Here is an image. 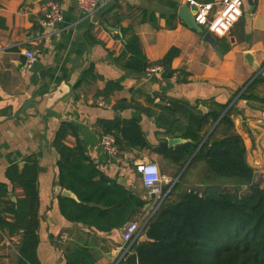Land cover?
<instances>
[{
  "label": "crops",
  "instance_id": "0c3cea01",
  "mask_svg": "<svg viewBox=\"0 0 264 264\" xmlns=\"http://www.w3.org/2000/svg\"><path fill=\"white\" fill-rule=\"evenodd\" d=\"M50 1L60 4L64 16L54 30L42 25L41 10ZM170 1L180 7L187 5L186 0ZM117 2L119 6L113 9ZM100 3L107 19L104 22L116 28L115 32L109 31L100 18L101 24H97L94 18L84 14L76 0H0V18L6 25L0 26V182L9 185L12 200L22 198V190L7 180L6 170L12 165L22 169L27 157H37L41 264H66V253L73 254L82 248L94 254L96 264H116L134 243L124 242L123 228L106 233L63 216L58 198L65 195L58 183V156L52 143L64 121L72 122L78 130V139L70 137L67 144L74 147L79 140L106 175L117 179L146 203L134 220L141 226L135 241L145 240L143 220L153 214L159 200L151 199L136 172V164L155 162L161 170L165 162L150 150L120 151L117 147V155L109 154L101 146V139L106 135L97 123L99 120H136L151 144L160 145L163 137H159L160 142L156 138L154 117L134 109L116 111L114 105L118 101H135L145 108L158 110L155 105L161 101L153 102V96L163 92L168 99L191 104L199 100L208 110H213L216 103H230V108L234 106L232 118L236 132L246 146L247 162L255 170V182L264 189V101L241 98L257 74L264 77V0H254V8L245 0L243 17L227 36L216 38L222 56L204 42L202 34L179 19V9L175 11L164 0H100ZM144 12L156 15L159 28L142 22ZM174 13L177 18L173 23L167 17ZM162 14L167 17H160ZM168 23L175 27L168 28ZM91 28V35L87 36ZM121 28H132L139 36L149 62H157L171 48H178L180 55L172 66L188 74L187 83L178 80L182 75L164 80L160 72L149 77L147 73L122 68L116 57L124 43L115 37L120 35ZM25 51L35 53L36 60L31 65L23 54ZM246 54L253 56L259 71L248 64ZM90 66H94L93 75L84 79ZM109 81L119 82L124 89L109 100L96 98L97 91L103 90ZM251 93L264 99V82ZM206 170V165L198 162L189 173V184L205 187ZM211 180L226 186L224 179ZM66 197L77 200L74 195ZM19 240L20 236L11 239L0 231V264H15Z\"/></svg>",
  "mask_w": 264,
  "mask_h": 264
},
{
  "label": "trees",
  "instance_id": "16d2710c",
  "mask_svg": "<svg viewBox=\"0 0 264 264\" xmlns=\"http://www.w3.org/2000/svg\"><path fill=\"white\" fill-rule=\"evenodd\" d=\"M165 4L177 11L179 5L170 0ZM118 2L113 7H118ZM160 17L166 18L165 14ZM105 19L103 11L98 19ZM176 21L177 13L167 17ZM143 23L150 22L159 28L155 14L144 12ZM0 26L5 20L0 18ZM117 26V25H116ZM168 23V28H174ZM92 28L87 33L91 35ZM206 32V31H205ZM124 48L116 62L122 68L138 74L160 67L164 80L178 79L187 83L188 74L173 68V61L180 55L178 48H171L157 62H149L145 56L140 38L132 28H121L120 35ZM94 66L84 74L93 75ZM97 79V77H94ZM264 77L260 75L241 96L247 101H264L251 91ZM124 89L122 84L109 81L96 98L109 100L116 92ZM160 99L156 109L145 108L135 101L121 100L114 110L134 109L154 117L156 138L163 142L171 138H182L187 143L173 148L151 144L140 123L136 120H99L97 125L104 135H111L116 146L122 151L137 149L150 150L162 157L170 166L181 171L199 149L190 167L203 162L207 167V183L200 191L189 190L176 195L177 183L163 186L164 201L142 231L140 238L131 245L129 252L119 264H264V189L255 182V170L246 158L243 138L236 132L232 118L234 106L215 104L205 114L199 106L168 99L163 92L155 93L153 102ZM163 103V104H162ZM214 129L208 136V129ZM70 137L78 139L77 127L64 121L58 128L52 146L58 160V183L63 190L70 191L77 200L59 196L63 216L72 222L110 233L124 228L141 214L146 203L117 179L106 175L91 159L78 140L76 146L67 144ZM119 153V151H118ZM39 161L35 155L25 159L22 169L12 165L6 170V178L14 188H20L23 196L12 200L9 185L0 182V231L7 238L20 236L15 249L18 253L15 264H41L38 258L40 243V190L38 185ZM224 179L226 186L215 184L211 179ZM210 180V181H209ZM13 188V190H14ZM170 190V191H169ZM145 218L143 222L145 223ZM97 258L87 248L66 253V264H96Z\"/></svg>",
  "mask_w": 264,
  "mask_h": 264
},
{
  "label": "built area",
  "instance_id": "2783aa9c",
  "mask_svg": "<svg viewBox=\"0 0 264 264\" xmlns=\"http://www.w3.org/2000/svg\"><path fill=\"white\" fill-rule=\"evenodd\" d=\"M80 10L87 16L94 18L95 23L99 24V14L102 12L100 0H76ZM186 4L190 8H194L193 12L195 23L204 31L211 33L215 38H223L229 34L233 26L239 22L244 15L245 0H221L220 2H199L197 0H186ZM42 25L47 30H54V28L63 21L64 16L60 4L56 1H50L45 4L41 10ZM101 24V23H100ZM24 56L31 65L35 60V53L32 51H25ZM160 67H154L147 70L149 77L154 76L160 72ZM102 148L111 155L118 154V148L115 139L112 136L106 135L101 139ZM155 164L158 166L162 179L155 183L151 188L145 184L144 168ZM136 172L139 174L142 183L150 194H155L157 200L163 199V186L166 181L161 173L160 167L155 162H139L136 164ZM141 231V226L137 222L128 223L122 230V239L127 244L135 241L136 236Z\"/></svg>",
  "mask_w": 264,
  "mask_h": 264
},
{
  "label": "water",
  "instance_id": "95a60500",
  "mask_svg": "<svg viewBox=\"0 0 264 264\" xmlns=\"http://www.w3.org/2000/svg\"><path fill=\"white\" fill-rule=\"evenodd\" d=\"M248 4L250 5L251 8H254V0H247ZM195 11L194 8H190L187 5L186 6H182L179 8L178 10V17L179 19L190 29L195 30L196 32H198L199 34H202L204 37V42L208 45H210L220 56H222V52L220 50V47L218 45V42L216 40V38L209 32H205L200 26H198L195 23L194 20V16H193V12ZM100 22L111 32H115L117 29L114 27L109 26L107 23L104 22L103 19H100ZM246 60L248 62V64L253 67L255 70L259 71L258 66L255 64V61L253 59V56L251 54H246ZM258 76V74L250 81V84L254 81V79ZM249 84V85H250ZM230 107L224 112L223 115H225L228 111H229ZM200 110L203 113H207L208 109L204 108L203 106L200 107ZM215 126H213V128L211 129L210 133L208 134V136L212 133L213 129ZM207 136V137H208ZM207 139V138H206ZM188 140H184L182 138H171L168 139L167 142H161L160 146L161 147H169V148H173L179 144H184L187 143ZM200 149V148H199ZM199 149L195 152V154L191 157V159L187 162V164L184 166V168L182 169L181 173L179 174L178 179L183 175V173L185 172V170L188 168V166L190 165V163L192 162V160L195 158L196 154L198 153ZM177 181H175L171 187L170 190L174 187V185L177 183ZM169 190V191H170ZM63 194L65 196H73L74 194L71 193L70 191L64 190ZM168 194V193H167ZM167 194L163 197V199L161 201L158 202L153 214L146 220V222L143 225V229L146 227V225L148 224V222L150 221L151 217L156 213V211L159 209L160 205L162 204V202L164 201L165 197L167 196ZM151 199L153 201L157 200V196L155 194H151ZM121 260H118L116 262V264H119Z\"/></svg>",
  "mask_w": 264,
  "mask_h": 264
},
{
  "label": "rangeland",
  "instance_id": "374dc122",
  "mask_svg": "<svg viewBox=\"0 0 264 264\" xmlns=\"http://www.w3.org/2000/svg\"><path fill=\"white\" fill-rule=\"evenodd\" d=\"M203 106L204 108H207L204 105H200L199 108ZM198 163V162H197ZM195 163L194 166L197 164ZM193 166V167H194ZM193 167H190L189 169H186L185 172L183 173V175L178 179L177 178L179 176V174L181 173V171H179L180 169L178 167H174V166H170L167 164H163L162 166V174L165 177L166 181L164 183V185H168V184H173L175 181H177V185H178V190L176 195H181L184 194L185 192L189 191V190H196V191H200L202 188L196 186L194 183H190L188 182V180L191 179V175L189 173L192 172ZM207 169V167H206ZM138 224L139 221H137Z\"/></svg>",
  "mask_w": 264,
  "mask_h": 264
},
{
  "label": "clouds",
  "instance_id": "9594fccd",
  "mask_svg": "<svg viewBox=\"0 0 264 264\" xmlns=\"http://www.w3.org/2000/svg\"><path fill=\"white\" fill-rule=\"evenodd\" d=\"M143 171L145 173V184L149 188L162 179L159 168L155 164L147 166Z\"/></svg>",
  "mask_w": 264,
  "mask_h": 264
}]
</instances>
